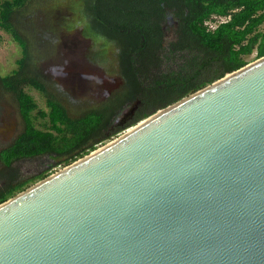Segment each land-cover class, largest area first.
Instances as JSON below:
<instances>
[{"label": "water", "instance_id": "1", "mask_svg": "<svg viewBox=\"0 0 264 264\" xmlns=\"http://www.w3.org/2000/svg\"><path fill=\"white\" fill-rule=\"evenodd\" d=\"M0 264H264V55L0 203Z\"/></svg>", "mask_w": 264, "mask_h": 264}, {"label": "trees", "instance_id": "2", "mask_svg": "<svg viewBox=\"0 0 264 264\" xmlns=\"http://www.w3.org/2000/svg\"><path fill=\"white\" fill-rule=\"evenodd\" d=\"M30 1L0 2V25L23 48L19 68L0 74V90L16 96L24 121L18 136L0 151V203L36 180H23L16 161L49 156L53 162L38 176L41 180L246 65L255 51L256 58L264 55V0H75L83 35L96 43L93 62L120 78V85L98 107L73 117L32 68L30 43L21 35L19 19ZM169 27L174 30L170 40ZM27 85L47 97L50 111L40 115L49 118L48 130L34 123L38 106Z\"/></svg>", "mask_w": 264, "mask_h": 264}, {"label": "rangeland", "instance_id": "3", "mask_svg": "<svg viewBox=\"0 0 264 264\" xmlns=\"http://www.w3.org/2000/svg\"><path fill=\"white\" fill-rule=\"evenodd\" d=\"M19 19L21 35L30 43L33 70L73 117L98 107L120 85V78L93 62L96 43L83 35L84 22L75 0H31ZM209 24L216 23L210 21ZM169 30L170 40L174 30L170 27ZM22 56V46L0 25V74L4 76L17 70ZM256 57L255 51L249 59L253 61ZM25 90L37 102L38 107L32 113L35 125L48 130L49 118L40 115L42 110L50 111L46 95L32 85H27ZM23 127L18 99L13 93L0 90V151L14 141ZM52 162L49 156H41L22 159L14 165L23 180L36 178L30 183L33 185L39 175L50 169ZM63 167L55 168L52 173ZM2 168L0 162V172Z\"/></svg>", "mask_w": 264, "mask_h": 264}, {"label": "built area", "instance_id": "4", "mask_svg": "<svg viewBox=\"0 0 264 264\" xmlns=\"http://www.w3.org/2000/svg\"><path fill=\"white\" fill-rule=\"evenodd\" d=\"M222 19L225 20V18H222ZM208 23H209V22H208ZM216 26H217L216 24H215V25H212V27H214V28H215Z\"/></svg>", "mask_w": 264, "mask_h": 264}, {"label": "flooded vegetation", "instance_id": "5", "mask_svg": "<svg viewBox=\"0 0 264 264\" xmlns=\"http://www.w3.org/2000/svg\"><path fill=\"white\" fill-rule=\"evenodd\" d=\"M11 135H12V133H11V134H9V136H8L7 138H10V137H11Z\"/></svg>", "mask_w": 264, "mask_h": 264}]
</instances>
